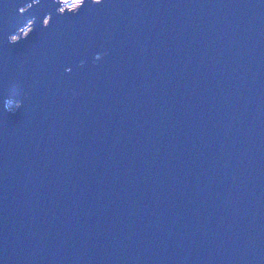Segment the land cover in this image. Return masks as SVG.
Masks as SVG:
<instances>
[{
	"label": "water",
	"instance_id": "water-1",
	"mask_svg": "<svg viewBox=\"0 0 264 264\" xmlns=\"http://www.w3.org/2000/svg\"><path fill=\"white\" fill-rule=\"evenodd\" d=\"M58 1L0 0V264H264V0Z\"/></svg>",
	"mask_w": 264,
	"mask_h": 264
},
{
	"label": "rangeland",
	"instance_id": "rangeland-1",
	"mask_svg": "<svg viewBox=\"0 0 264 264\" xmlns=\"http://www.w3.org/2000/svg\"><path fill=\"white\" fill-rule=\"evenodd\" d=\"M79 1L80 0H60V1H58L59 2L58 8L59 9H62L63 7H65V8H73L79 3ZM29 27H30L29 22H26L25 26H23L21 31L16 32L11 37H15L18 34H23V32H25ZM8 102H9L8 103L9 106H14L15 105V102H13V101H8Z\"/></svg>",
	"mask_w": 264,
	"mask_h": 264
},
{
	"label": "bare ground",
	"instance_id": "bare-ground-1",
	"mask_svg": "<svg viewBox=\"0 0 264 264\" xmlns=\"http://www.w3.org/2000/svg\"><path fill=\"white\" fill-rule=\"evenodd\" d=\"M23 26H25V23L22 25V27L20 28V30H18V32L21 31V29L23 28Z\"/></svg>",
	"mask_w": 264,
	"mask_h": 264
}]
</instances>
